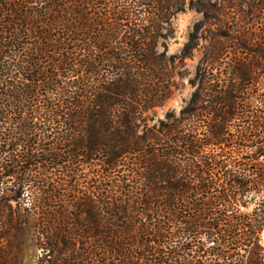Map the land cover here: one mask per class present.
<instances>
[{"label": "trees", "instance_id": "16d2710c", "mask_svg": "<svg viewBox=\"0 0 264 264\" xmlns=\"http://www.w3.org/2000/svg\"><path fill=\"white\" fill-rule=\"evenodd\" d=\"M191 1L0 0V264H264V0ZM187 5L194 91L143 130Z\"/></svg>", "mask_w": 264, "mask_h": 264}, {"label": "rangeland", "instance_id": "374dc122", "mask_svg": "<svg viewBox=\"0 0 264 264\" xmlns=\"http://www.w3.org/2000/svg\"><path fill=\"white\" fill-rule=\"evenodd\" d=\"M194 2L196 0L191 1V3ZM202 18L203 16L199 11L192 8L191 5H187L183 11L172 16V28L165 31L167 34L171 33V36L159 40L157 51L159 53L166 52L167 56L174 58V63L172 62V92L170 97L161 106L154 107L145 113V120L143 122L145 128H142L143 130H162L172 125V116H178L181 109L189 101L194 91L191 82L194 78L197 65L201 61L209 44L210 32H207V27L205 25L202 26L199 32V40L196 42L197 46L189 57L181 58L182 49L188 41L195 23L202 21ZM211 28L214 31L218 29L216 26ZM255 28L260 30L262 26L258 23L255 25ZM14 205L15 203H13ZM30 233L27 232L26 235L29 236ZM26 238L30 242L29 237ZM262 239L264 245V231ZM25 251L22 264H37L38 258L42 255V249H39L35 245H30Z\"/></svg>", "mask_w": 264, "mask_h": 264}]
</instances>
